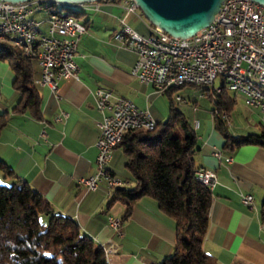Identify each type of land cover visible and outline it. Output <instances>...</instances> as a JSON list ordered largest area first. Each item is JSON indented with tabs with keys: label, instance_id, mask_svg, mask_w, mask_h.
I'll return each instance as SVG.
<instances>
[{
	"label": "crops",
	"instance_id": "0c3cea01",
	"mask_svg": "<svg viewBox=\"0 0 264 264\" xmlns=\"http://www.w3.org/2000/svg\"><path fill=\"white\" fill-rule=\"evenodd\" d=\"M121 2L100 0L84 9H74L80 11L75 19L86 27L75 56L79 71L74 77L60 80L56 92L39 82L41 69L34 59L39 119L28 111L16 110L20 94L12 85L14 74L9 64L0 60V112L8 116L0 131V160L17 179L46 199L55 213L75 220L85 236L104 248L109 264H157L173 253L176 233L173 221L158 210L155 200H138L116 232L107 224V216H123L124 205L110 204L111 195L103 184L96 191H88L76 183L78 177L92 174L95 168L101 118L93 97L96 88L125 96L140 109L149 108L155 119L164 120L167 114L153 86L130 74L135 51L112 38L120 27L124 11ZM41 16L34 15L36 19ZM127 23L141 34L151 31V25L138 12L131 13ZM34 27L46 33L45 24ZM230 94L236 101L229 113L232 119L228 114L230 132L236 137L258 132L264 126V111L246 106L242 96L239 103L236 95ZM194 119L198 118L194 115L192 124ZM198 120L194 128V164L214 170L217 175L216 184L209 185L212 202L203 250L218 264H264V222L260 215L264 148L245 144L229 153L223 149L224 139L215 129L211 114ZM216 150L224 157L230 156L231 161L216 157ZM109 169L124 179L123 186L134 185L125 168L122 146L114 149ZM10 181L0 170V182ZM246 193L253 196L251 206L240 201L241 194Z\"/></svg>",
	"mask_w": 264,
	"mask_h": 264
},
{
	"label": "trees",
	"instance_id": "16d2710c",
	"mask_svg": "<svg viewBox=\"0 0 264 264\" xmlns=\"http://www.w3.org/2000/svg\"><path fill=\"white\" fill-rule=\"evenodd\" d=\"M64 10L74 18L80 16L79 10ZM0 60L6 61L14 74L12 85L20 94L16 110L28 111L39 119L40 95L34 81V59L9 41L0 40ZM220 85L219 93L206 86L169 88L164 92L169 96L166 119H156L150 130H128L117 145L124 149L125 168L134 182L132 187H116L110 193V204L120 202L125 207L121 222L138 200L149 197L174 223L173 253L157 264H218L203 250L212 194L209 186L195 177L193 155L197 150V134L190 119L172 100L173 92L194 88L214 105L211 110L214 127L222 135L223 149L227 152L245 144L264 148V126L258 132L239 137L230 132L223 113L228 115L236 101L232 92ZM190 103L193 106L196 101L189 98L185 104ZM7 121V113L0 112V131ZM0 170L11 178L9 183L0 182V264H109L104 248L85 236L75 220L55 213L46 199L17 179L1 160ZM260 215L264 222V197Z\"/></svg>",
	"mask_w": 264,
	"mask_h": 264
},
{
	"label": "built area",
	"instance_id": "2783aa9c",
	"mask_svg": "<svg viewBox=\"0 0 264 264\" xmlns=\"http://www.w3.org/2000/svg\"><path fill=\"white\" fill-rule=\"evenodd\" d=\"M42 1L12 3L0 0V38L14 46L21 40H30V47L25 49L41 69L39 82L56 92L60 80L74 77L79 71L75 56L78 41L86 29H80L77 19L52 18V11L44 10ZM88 4L83 3V9ZM121 6L124 11L119 18L120 27L112 38L117 44L135 51L136 59L130 70L133 77L152 85L160 93L171 88V82H182V86H206L216 92L221 70H234L241 73V80L227 78L226 90L240 94L246 106L264 111V96L242 81V73L264 78V5L253 0H223L215 20L188 38L173 37L156 26H152L148 34H141L127 23L131 13H140L137 5L132 0H122ZM35 14L42 16L36 19ZM33 24H45L46 35H33ZM132 36H142L145 47H136ZM165 49H173V56H165ZM203 96L199 91L198 97ZM93 97L101 115L95 168L92 174L78 177L76 183L88 191H96L103 184L110 194L125 183L109 169L114 149L128 130L153 129L156 119L149 108L140 109L127 97L115 95L111 90L96 88ZM175 99L179 103L188 102V98L181 95H176ZM198 125L199 120L194 119V128ZM214 155L222 156V153L216 150ZM223 158L227 163L231 161L230 156ZM195 177H207L213 185L217 182L216 172L204 167L195 170ZM240 201L251 206L253 196L241 194ZM121 223L120 217L107 216V224L114 231L119 232Z\"/></svg>",
	"mask_w": 264,
	"mask_h": 264
},
{
	"label": "water",
	"instance_id": "95a60500",
	"mask_svg": "<svg viewBox=\"0 0 264 264\" xmlns=\"http://www.w3.org/2000/svg\"><path fill=\"white\" fill-rule=\"evenodd\" d=\"M25 2L27 0H5ZM62 5L100 0H50ZM145 20L176 38H188L207 27L217 17L223 0H132ZM264 5V0H253Z\"/></svg>",
	"mask_w": 264,
	"mask_h": 264
},
{
	"label": "bare ground",
	"instance_id": "6f19581e",
	"mask_svg": "<svg viewBox=\"0 0 264 264\" xmlns=\"http://www.w3.org/2000/svg\"><path fill=\"white\" fill-rule=\"evenodd\" d=\"M42 8L44 10H51L52 18L54 19L69 20V19H75V18H72L69 15H67L66 12L63 13V10L66 8H69V10L70 9H73V10L83 9V3L70 4L63 8L62 5L55 4L51 2L50 0H44L42 1ZM80 29H86L85 24L82 22H80ZM32 32H33V35H36V36L46 35V33L38 32L35 29L34 24L32 25ZM0 34H2L1 25H0ZM132 43H134L136 47H145V40L142 39V36H132ZM15 46L21 49V51L23 52L25 56L31 58V54H27L26 49H25V47H30V40H21V43H18V45H15ZM165 56H173V49H165ZM227 78L233 79V80H241V73L235 72L234 70H221V77H219L220 83L224 84L226 88H227ZM242 81L246 83V86L248 88L257 91L259 94H261V96H264V78L263 77L252 75V73H242ZM179 86H182V82H171V88L179 87ZM219 92H221V85L216 86V93H219ZM216 157L220 158L221 156H216ZM197 179L200 182L206 184L207 186L211 185V182L208 180L207 177H197Z\"/></svg>",
	"mask_w": 264,
	"mask_h": 264
},
{
	"label": "rangeland",
	"instance_id": "374dc122",
	"mask_svg": "<svg viewBox=\"0 0 264 264\" xmlns=\"http://www.w3.org/2000/svg\"><path fill=\"white\" fill-rule=\"evenodd\" d=\"M63 13H65V10H63ZM140 15H141V17H143L141 12H140ZM70 17H72V16H70ZM72 18H74V17H72ZM150 25H151V27L154 26L152 24H150ZM0 40L1 41H7L3 38H0ZM219 85H220V79L218 77L217 82H216V86H219ZM157 93H159L158 95L160 96V100L163 101V104L165 103V105L167 107L166 108L167 114L165 115V119H166L168 112H169V96L165 93L164 94L160 93V92H157ZM198 93H199V90H197V89L190 88V87L189 88L184 87V88L179 89L177 92H173V94L171 95L172 100L175 102V104L181 109V111L184 113V115L190 120H192L194 115L198 119L209 116L211 114V110H213V108H214V105L212 103L208 102L207 99H205L204 97L199 98ZM176 94L181 95L183 97H186L188 99L191 98L192 100L196 101V104L191 106L192 105L191 103L190 104L179 103L175 99ZM232 94H234V93H232ZM235 95L238 99V102L240 103V96L241 95L238 93H236ZM223 115H224V113H223ZM229 115L231 118V114H229ZM228 117H229L228 115L227 116L225 115L224 118L226 121H228ZM230 118H229V120H230ZM238 136H240V135H238Z\"/></svg>",
	"mask_w": 264,
	"mask_h": 264
}]
</instances>
